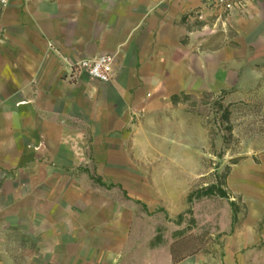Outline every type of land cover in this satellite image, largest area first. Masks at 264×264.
Segmentation results:
<instances>
[{"label": "crops", "instance_id": "obj_1", "mask_svg": "<svg viewBox=\"0 0 264 264\" xmlns=\"http://www.w3.org/2000/svg\"><path fill=\"white\" fill-rule=\"evenodd\" d=\"M202 5L7 0L0 12V235L16 233V264H166L165 245H136L133 208L90 186L85 169L149 211L180 210L146 187L161 174L147 154L173 135L159 125L174 119L171 96L224 82L230 52H264L261 18H236L230 41L198 18ZM105 52L115 55L111 82L71 74L69 64ZM244 201L248 213L224 244L223 264H264V222L255 227L264 196Z\"/></svg>", "mask_w": 264, "mask_h": 264}, {"label": "rangeland", "instance_id": "obj_2", "mask_svg": "<svg viewBox=\"0 0 264 264\" xmlns=\"http://www.w3.org/2000/svg\"><path fill=\"white\" fill-rule=\"evenodd\" d=\"M240 1L239 9L204 12L200 20L212 23L215 32L225 30L231 41L237 32L236 18L254 16L264 21V0ZM230 53L224 82L180 92L177 100L171 96L174 119L166 118L159 125L173 135L147 154L154 162L150 163L152 171L161 173L154 175L153 185L146 186L149 193L172 207L181 205L179 211L170 213L161 205L149 211L142 201L129 198L121 185L103 183L94 170L85 169L90 186L133 208L136 245H165L166 264L173 241L178 254L192 251L179 264H223L224 244L248 213L244 196H264V52ZM227 106L228 122L223 119ZM167 142L175 143L176 149L179 144L180 152L173 153L174 146L168 148ZM172 155L175 161H169ZM227 166L229 174L222 187L228 197L212 195L188 201L191 191L215 182ZM262 222L264 217L256 229ZM0 264H16V233L0 235Z\"/></svg>", "mask_w": 264, "mask_h": 264}, {"label": "built area", "instance_id": "obj_3", "mask_svg": "<svg viewBox=\"0 0 264 264\" xmlns=\"http://www.w3.org/2000/svg\"><path fill=\"white\" fill-rule=\"evenodd\" d=\"M7 0H0V12L6 5ZM240 0H203L201 10L197 12L199 19H202L204 12L214 11L230 13L241 7ZM72 75H85L88 78L107 83L111 82L116 75L115 55L112 53H101L92 57H84L69 64Z\"/></svg>", "mask_w": 264, "mask_h": 264}, {"label": "trees", "instance_id": "obj_4", "mask_svg": "<svg viewBox=\"0 0 264 264\" xmlns=\"http://www.w3.org/2000/svg\"><path fill=\"white\" fill-rule=\"evenodd\" d=\"M177 95H173L172 99L177 100ZM229 115H230V110L227 107H225L224 112H223V119L224 121L228 122L229 121ZM227 127H230L229 124H227ZM229 174V167H226V170L221 174L218 175L216 178V181L208 184L199 190L196 191H191L187 195L188 201H191L192 198H200V197H206V196H212V195H217L220 197H228V193L226 190L222 187L226 183V177ZM192 251H187L183 252L182 254H178V251L176 250L175 247V242L173 241L170 245V254H171V261L173 264L179 262L181 259H183L185 256L189 255Z\"/></svg>", "mask_w": 264, "mask_h": 264}]
</instances>
